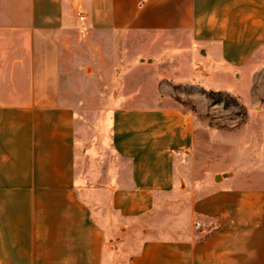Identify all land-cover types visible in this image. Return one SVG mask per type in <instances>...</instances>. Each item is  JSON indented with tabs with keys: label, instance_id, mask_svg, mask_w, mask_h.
Listing matches in <instances>:
<instances>
[{
	"label": "crops",
	"instance_id": "obj_1",
	"mask_svg": "<svg viewBox=\"0 0 264 264\" xmlns=\"http://www.w3.org/2000/svg\"><path fill=\"white\" fill-rule=\"evenodd\" d=\"M149 30L186 32L205 54L187 82L233 93L208 84L230 69L261 101L264 0H0V34L19 44L27 33L31 46L30 66L17 55L0 83V264H264V145L250 161L226 158L185 214L117 259L196 154L210 156L198 136L216 134L161 100L115 103L104 138L90 133L98 86L79 84L92 75L82 38Z\"/></svg>",
	"mask_w": 264,
	"mask_h": 264
},
{
	"label": "rangeland",
	"instance_id": "obj_2",
	"mask_svg": "<svg viewBox=\"0 0 264 264\" xmlns=\"http://www.w3.org/2000/svg\"><path fill=\"white\" fill-rule=\"evenodd\" d=\"M18 35L20 43L16 44L10 41L7 34H0V83H5L4 80L8 79L3 74L17 55L20 67L27 69L30 66L29 35L24 32ZM100 37V42H93L95 37L87 35V40L82 38L79 44V63L83 70L92 73L84 76L83 80L79 76V84L98 86L94 100L99 107L87 112L88 117L95 120L91 122V134L94 128V134L103 137V122L113 104H150L154 100L192 110L205 123V127L216 132L211 142L203 139L204 136H198V144L208 150L210 156L204 158L201 155L202 149L201 153L196 154L194 163H190L182 181L175 190L165 194L151 218L146 219L141 227L132 230L131 235L123 237L125 241L120 242L116 248L118 259L124 253L123 247H126L128 253L131 252L137 247V239L142 238L145 233L157 232L159 228H155L156 225H171L174 222L173 214H185L188 198L205 191L207 177L213 173L214 168L222 167L220 165L225 163L226 158L230 157L228 163H236L241 158L250 161L251 155L262 150L264 68L255 77L256 87L258 83L261 86V101H254L248 81L245 77L243 81L237 80L239 74L235 76L230 69L225 70L218 79L211 75L208 84L223 86L240 95L203 90L199 85L187 82V79L192 78L191 70L203 66L202 56L205 54L198 51L199 47L191 42V37L186 32L116 31ZM97 155H92L90 164H95Z\"/></svg>",
	"mask_w": 264,
	"mask_h": 264
}]
</instances>
